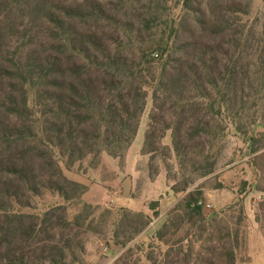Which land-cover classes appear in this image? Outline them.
Wrapping results in <instances>:
<instances>
[{
    "label": "trees",
    "instance_id": "1",
    "mask_svg": "<svg viewBox=\"0 0 264 264\" xmlns=\"http://www.w3.org/2000/svg\"><path fill=\"white\" fill-rule=\"evenodd\" d=\"M143 1L154 5L145 14ZM148 90L146 154L165 148L172 129L177 158L209 177L217 161L208 135L224 117L255 162L264 151V0L256 11L242 0H0V264H84L89 234L121 248L115 264H252L242 199L207 212L182 163L171 191L185 196L148 243L132 246L160 218L159 201L116 214L83 199L90 185L74 167L124 156ZM197 145L210 146L199 161ZM43 194L64 204L27 212Z\"/></svg>",
    "mask_w": 264,
    "mask_h": 264
},
{
    "label": "rangeland",
    "instance_id": "2",
    "mask_svg": "<svg viewBox=\"0 0 264 264\" xmlns=\"http://www.w3.org/2000/svg\"><path fill=\"white\" fill-rule=\"evenodd\" d=\"M242 1L243 4L249 2L252 5V11L258 10L263 2V0ZM175 3L173 2V9L177 13L179 9ZM141 5L142 14L150 12L151 8L154 7L147 1H143ZM127 33L130 34L131 32L128 31ZM143 38L146 43H150L154 37L144 34ZM152 108V91L148 90L137 136L124 156L113 158L104 153L96 163L92 158H87L74 167L72 177L85 185L96 183L106 185L111 192L113 202H110L109 205L108 203L107 205H99L101 210L109 208L118 214L121 205L128 206L134 212L140 210L149 212L148 204L159 201L161 220L185 196L171 191V186L181 181L179 163H182L187 175L196 180L190 190L202 188L207 212L216 211L220 213L236 200L242 199L247 216V254L251 257L252 264H264V151L258 154L260 156L254 162V156L249 154L247 144L243 136L236 131L235 126L231 125L227 118H216L211 124L212 131L208 135V139L212 140L214 144L212 157L217 161V170L209 177L199 178V174L190 167L191 159L189 157L181 155L177 158L173 145L172 129L162 138L161 145L165 148H160L154 154H146L145 136L150 124ZM172 119L175 120L174 117ZM209 147L207 145L204 151L202 146L197 145L196 150L192 153V158L199 161L203 157L200 154L207 155ZM244 183L247 186L245 192H242ZM118 190H121L129 200L116 197L115 193ZM104 194L105 192L100 189L97 194H92L91 197L104 200ZM59 204H64L59 196L43 194L32 201L33 209L26 211H43L49 206ZM101 210L97 212V216ZM227 215L230 214L227 213L224 216ZM157 220L151 223L145 233L132 246L142 241L148 243V236L154 235L161 225L162 220L160 222ZM86 241L84 264H115L122 252L120 247H116L113 251L109 250L106 245L91 234L87 235ZM142 263L144 261L140 262V264Z\"/></svg>",
    "mask_w": 264,
    "mask_h": 264
},
{
    "label": "crops",
    "instance_id": "3",
    "mask_svg": "<svg viewBox=\"0 0 264 264\" xmlns=\"http://www.w3.org/2000/svg\"><path fill=\"white\" fill-rule=\"evenodd\" d=\"M100 189L101 190H103L104 192H105V198H104V200H101L100 198H92L91 196H92V194H97L99 191H100ZM110 193L111 192H109V190H108V188L106 187V185H102V184H93V185H90L89 186V190L87 191V193L84 195V197H83V199L86 201V202H88V203H92V204H96V205H107V203H108V205L109 204H111L110 202H113L112 200H111V195H110ZM115 196L116 197H119V199H125L126 198V196H125V194H123V192L121 191V190H118L116 193H115ZM126 200H129L128 198H126ZM119 207H125V208H129L128 206H119ZM162 217V216H161ZM160 222L161 220H160V218H159V220H157V222Z\"/></svg>",
    "mask_w": 264,
    "mask_h": 264
}]
</instances>
